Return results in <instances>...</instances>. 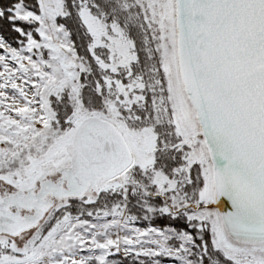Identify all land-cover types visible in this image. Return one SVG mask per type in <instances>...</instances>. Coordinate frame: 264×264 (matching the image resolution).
<instances>
[{
	"label": "snow or ice",
	"instance_id": "6c2138e0",
	"mask_svg": "<svg viewBox=\"0 0 264 264\" xmlns=\"http://www.w3.org/2000/svg\"><path fill=\"white\" fill-rule=\"evenodd\" d=\"M0 264H264V0H0Z\"/></svg>",
	"mask_w": 264,
	"mask_h": 264
}]
</instances>
